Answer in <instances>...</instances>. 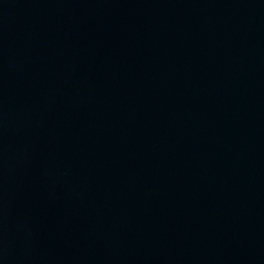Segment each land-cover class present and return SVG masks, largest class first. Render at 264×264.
Masks as SVG:
<instances>
[{
	"label": "water",
	"instance_id": "1",
	"mask_svg": "<svg viewBox=\"0 0 264 264\" xmlns=\"http://www.w3.org/2000/svg\"><path fill=\"white\" fill-rule=\"evenodd\" d=\"M0 264H264V0H0Z\"/></svg>",
	"mask_w": 264,
	"mask_h": 264
}]
</instances>
